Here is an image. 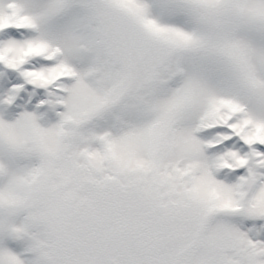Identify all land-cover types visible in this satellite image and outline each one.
<instances>
[{"label": "snow or ice", "instance_id": "snow-or-ice-1", "mask_svg": "<svg viewBox=\"0 0 264 264\" xmlns=\"http://www.w3.org/2000/svg\"><path fill=\"white\" fill-rule=\"evenodd\" d=\"M0 264H264V0H0Z\"/></svg>", "mask_w": 264, "mask_h": 264}]
</instances>
